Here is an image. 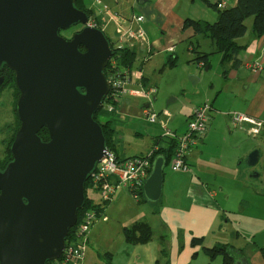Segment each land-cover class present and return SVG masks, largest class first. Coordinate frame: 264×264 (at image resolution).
<instances>
[{
    "label": "water",
    "instance_id": "obj_1",
    "mask_svg": "<svg viewBox=\"0 0 264 264\" xmlns=\"http://www.w3.org/2000/svg\"><path fill=\"white\" fill-rule=\"evenodd\" d=\"M88 21L75 0H0V69L13 72L19 92L11 159L0 168V264H47L62 254L85 182L109 149L94 114L110 90L114 50ZM76 25L72 37L60 33ZM259 152L247 154L248 166ZM164 166L156 155L143 185L150 203L160 199Z\"/></svg>",
    "mask_w": 264,
    "mask_h": 264
},
{
    "label": "crops",
    "instance_id": "obj_2",
    "mask_svg": "<svg viewBox=\"0 0 264 264\" xmlns=\"http://www.w3.org/2000/svg\"><path fill=\"white\" fill-rule=\"evenodd\" d=\"M221 1L225 2L222 8L232 6L236 2L82 0L84 7L90 11L92 22L105 33L113 45L128 48L135 54L133 63L128 68L131 78L126 84L128 91L119 97L114 112L105 113L114 130L113 152L116 156L124 158L143 155L154 147L160 148L164 145V134L153 135L147 129V132H144L138 125V120L144 117V107L149 105L153 108L152 101L135 95L130 90L149 86L145 72L150 67L164 68L181 55L186 60L194 61L196 52H207L200 47L199 39L205 46L211 47V50L215 49L211 38L196 34L189 27L184 29L183 22L186 18L213 22L217 18V9L209 3L217 4ZM137 15H143V20H135ZM245 20V34L235 39L240 46L237 53L240 63L236 68L231 67V61L222 65L226 75L222 74L224 87L219 94L223 92L227 95L219 101L217 95L216 105L215 101L210 102V121L208 120L202 140L212 132L214 124L211 123L214 121V114L218 112L213 108L226 101H229L228 104L225 103L228 110L219 115L236 129L229 130L232 134L238 133L239 130L240 134L243 132L250 137L246 131L248 125L232 124L229 113L239 112L255 118H264V33L256 36L252 31L253 20ZM140 26L144 28V38L136 34L126 37L129 32L136 33ZM206 38L211 42H207ZM219 55L221 59V54ZM196 64L198 67L204 66L201 61ZM196 105L186 114V124L192 108ZM238 157L236 154V158ZM173 172L176 173L175 177L168 180L165 191L164 184L162 185L160 199L154 203L139 201L138 197L125 188L118 189L112 199L104 204L95 191L88 195L99 216L90 227L83 264H222L221 253L211 257L204 250L229 244L218 239L206 242L209 235L217 233L215 228L221 226L216 223L221 210L214 198L216 194L200 180H194L193 175L185 174L191 172ZM139 221L149 225L150 238L147 241H128L125 228H130ZM255 245L251 248L248 264H264L261 251L264 244Z\"/></svg>",
    "mask_w": 264,
    "mask_h": 264
},
{
    "label": "rangeland",
    "instance_id": "obj_3",
    "mask_svg": "<svg viewBox=\"0 0 264 264\" xmlns=\"http://www.w3.org/2000/svg\"><path fill=\"white\" fill-rule=\"evenodd\" d=\"M246 19L248 22L252 20V16ZM81 27L82 25H77L60 33L70 38ZM206 40L211 42L209 38ZM199 42L200 47L208 54L207 69L205 66L198 67L196 62L186 60L181 55L164 68L150 67L145 72L149 86H155L157 89V92L151 96L152 109L166 120L168 129L175 130L179 135L187 130L185 118L193 105L206 100L212 103L215 101L216 105L217 95V101L227 95L223 92L219 94L224 87L219 53L205 46L201 39ZM191 75L198 78L195 83L189 79ZM18 94L13 73L6 72L5 83L0 89V166L9 158V144L19 125L15 113ZM225 103L213 108L218 112L214 114L215 118L211 123L214 124L211 128L212 132L190 150L187 156L189 164L187 171L191 173L185 174L193 175L194 180H200L207 185L208 189L216 194L215 201L221 208L220 215L216 219V223L221 226L215 228L217 233L213 236L209 235L206 242L216 239L229 242L233 247L241 249L250 259L249 254L254 244L255 246L264 244V183L251 175L252 169L260 171L264 153H262L263 159L255 167L247 165L246 157L252 149L263 146L264 134L249 137L243 132L240 134L239 130L238 133H230L229 130L236 129L219 115L228 110ZM102 111L104 114H109L104 107ZM107 114L104 115L105 119ZM138 125L144 132L149 131L153 135L164 134V128L158 121L149 122L143 117L138 120ZM245 150L247 152L244 153ZM175 175L169 165L164 168V191L168 180ZM92 192L94 191L90 188V183L86 184V193L89 195Z\"/></svg>",
    "mask_w": 264,
    "mask_h": 264
},
{
    "label": "built area",
    "instance_id": "obj_4",
    "mask_svg": "<svg viewBox=\"0 0 264 264\" xmlns=\"http://www.w3.org/2000/svg\"><path fill=\"white\" fill-rule=\"evenodd\" d=\"M224 4V1L218 2L216 7L222 8ZM143 18V15L135 16V20L137 21H142ZM88 23L96 26L90 17ZM135 34L138 37L144 38V28L140 26L136 33L129 32L126 37ZM115 47L120 48L119 46ZM107 65L110 90L106 95L108 101L103 102V107L107 112H112L115 110V104L118 102L119 97L128 91L126 84L131 78L128 72L123 74L116 70V60L113 57L108 60ZM130 92L151 100V96L157 92V89L155 86H140L139 88L130 90ZM211 110L212 104L209 101L194 106L187 120L186 132L179 135L166 127V120L161 118L160 114L155 112L152 107L149 105L144 107V117L149 122H160L164 128V136L175 138L176 140L173 155L169 162L171 170H189L187 156L192 147L198 145L202 140L207 129ZM229 115L232 124L236 126L246 123L248 125L246 131L250 136L257 137L264 134V118H255L239 112H231ZM156 149L157 147H154L143 155H133L124 158L116 156L112 150L108 149L106 155L96 164L93 173L89 177L90 188L98 193L103 204L110 201L116 191L121 188L127 189L137 197L138 192L143 189L144 182L150 173L151 157ZM98 213L96 208H89L84 211L76 227L75 237L65 242L62 254L57 259L48 261V264H83L84 252L89 240L88 233L92 223L98 218Z\"/></svg>",
    "mask_w": 264,
    "mask_h": 264
},
{
    "label": "trees",
    "instance_id": "obj_5",
    "mask_svg": "<svg viewBox=\"0 0 264 264\" xmlns=\"http://www.w3.org/2000/svg\"><path fill=\"white\" fill-rule=\"evenodd\" d=\"M75 4L78 8L85 10L88 15L90 14V11L84 7L82 0H75ZM209 5L217 9V18L213 22H209L203 19L186 18L183 22V28L185 29L189 27L194 31V33L202 34L205 37L211 38L215 43V51L221 54V65H223V63L226 61H231V67L236 68L240 63L239 59L237 58V53L240 49V46L236 43L235 39L245 34L247 29L245 19L248 16H252V31L256 36H261L264 33V0H236L234 5L224 8H218L216 7V4L212 3H209ZM111 46L114 50L112 57L116 60V70L123 74L127 73L128 68H130L133 63L135 56L134 52L128 48H117L113 45L112 42ZM174 61L175 60H172L170 62L173 63ZM194 61H201L203 65L206 66L208 61L207 52H196ZM108 65L105 67V74L107 77L109 76ZM222 74L225 76L226 70L222 69ZM105 101H108L107 97L103 100V102ZM102 108L103 104L94 114V119L97 120L102 126V131L105 137L107 147L110 150L114 151V130L112 128L111 120L108 118H104L105 114L102 111ZM38 134L44 140L48 138L46 128H41ZM164 142L165 143L163 146L154 150L153 156L151 157V165L154 157L158 154H162L165 159L164 168L169 165V162L173 155L174 147L176 145V140L175 138L166 137L164 138ZM10 159L11 153L9 150V158L2 166H0V168H3ZM88 183L89 178L85 182L84 205L81 209L78 210L76 224L73 227L69 228L65 242H68L75 237L76 227L80 222L84 211L89 208L96 207L92 204L91 198L86 193V184ZM137 197L139 201H146L143 195V189L138 192ZM150 236L151 229L149 225L144 221L136 222L130 228H125V237L128 241H147ZM204 250L211 257H213L216 253H221L223 255L222 264H248L249 258L245 256L244 252L241 249L235 248L230 244L213 246L211 248H205ZM261 251L264 256V246L261 248Z\"/></svg>",
    "mask_w": 264,
    "mask_h": 264
},
{
    "label": "flooded vegetation",
    "instance_id": "obj_6",
    "mask_svg": "<svg viewBox=\"0 0 264 264\" xmlns=\"http://www.w3.org/2000/svg\"><path fill=\"white\" fill-rule=\"evenodd\" d=\"M82 50H83V48H82ZM6 72H12V71L9 68L5 67V66L0 69V75H3L4 76V81H3L0 89L2 88V86L5 83V80H6ZM13 76H14V74H13ZM14 82H15V78H14ZM263 149H264V142H263V146L262 147H259V150H260V152H259L260 153L259 159H258L257 163L254 166H252V167H255L260 162V160L263 159V155H264V154L262 155V153H264ZM251 172H252L251 175L255 176L257 179H260V182L261 183H264V159L262 160V164H261V167H260V171H258L256 169H252Z\"/></svg>",
    "mask_w": 264,
    "mask_h": 264
}]
</instances>
